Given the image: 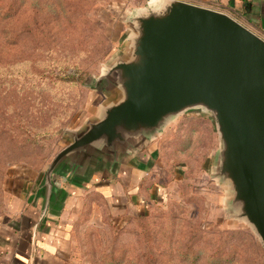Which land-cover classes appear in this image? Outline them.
I'll use <instances>...</instances> for the list:
<instances>
[{"label":"rangeland","instance_id":"obj_1","mask_svg":"<svg viewBox=\"0 0 264 264\" xmlns=\"http://www.w3.org/2000/svg\"><path fill=\"white\" fill-rule=\"evenodd\" d=\"M151 3L0 1V216L42 185L71 130L96 115L107 95L95 80L124 52L129 16ZM159 141L142 207L109 206L93 191L72 201V264H264L258 237L232 218L211 176L214 118L188 111Z\"/></svg>","mask_w":264,"mask_h":264},{"label":"water","instance_id":"obj_2","mask_svg":"<svg viewBox=\"0 0 264 264\" xmlns=\"http://www.w3.org/2000/svg\"><path fill=\"white\" fill-rule=\"evenodd\" d=\"M128 18L124 52L95 80L106 99L51 160L52 176L116 164L188 111L215 120L219 148L212 178L228 192L232 218L264 249V39L229 14L185 0H151Z\"/></svg>","mask_w":264,"mask_h":264},{"label":"crops","instance_id":"obj_3","mask_svg":"<svg viewBox=\"0 0 264 264\" xmlns=\"http://www.w3.org/2000/svg\"><path fill=\"white\" fill-rule=\"evenodd\" d=\"M185 1L225 12L264 39V0ZM157 138L116 164L100 159L79 176L56 172L49 195L41 185L23 193L19 206L0 216V264H72V201L93 191L109 206L142 207L144 197L155 187V179L149 176L155 147L160 146ZM138 197L139 204L135 203Z\"/></svg>","mask_w":264,"mask_h":264},{"label":"trees","instance_id":"obj_4","mask_svg":"<svg viewBox=\"0 0 264 264\" xmlns=\"http://www.w3.org/2000/svg\"><path fill=\"white\" fill-rule=\"evenodd\" d=\"M0 1H2V0H0Z\"/></svg>","mask_w":264,"mask_h":264}]
</instances>
